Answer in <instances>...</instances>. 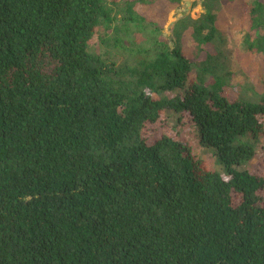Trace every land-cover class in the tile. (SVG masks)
I'll return each mask as SVG.
<instances>
[{"label": "trees", "instance_id": "16d2710c", "mask_svg": "<svg viewBox=\"0 0 264 264\" xmlns=\"http://www.w3.org/2000/svg\"><path fill=\"white\" fill-rule=\"evenodd\" d=\"M0 0V264H264V0L232 84L219 2Z\"/></svg>", "mask_w": 264, "mask_h": 264}, {"label": "rangeland", "instance_id": "374dc122", "mask_svg": "<svg viewBox=\"0 0 264 264\" xmlns=\"http://www.w3.org/2000/svg\"><path fill=\"white\" fill-rule=\"evenodd\" d=\"M201 3L202 0H182L178 8L170 11L162 29L164 38L171 41V25L177 18L184 15H188L193 19L197 18L204 10ZM242 8L243 4L239 0H234L230 3L219 2L218 8L215 11L216 24L219 32L215 40V45H206L202 49H199L192 45L190 38H183L182 42L184 49L191 54L193 59L203 57L206 50L213 52L214 50L220 49L225 54L226 59H228V69L232 72L230 82L232 84L241 82L242 84L249 85V79L245 78L243 73L248 71L247 67L253 58L250 54L239 51L236 46L240 39L239 34L237 32L233 33L232 31L235 23H238ZM263 68L261 67L262 70ZM254 166L255 168H263L264 171V165L258 166L255 164Z\"/></svg>", "mask_w": 264, "mask_h": 264}]
</instances>
